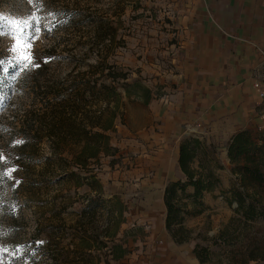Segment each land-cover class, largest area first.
Returning <instances> with one entry per match:
<instances>
[{
	"label": "rangeland",
	"instance_id": "rangeland-1",
	"mask_svg": "<svg viewBox=\"0 0 264 264\" xmlns=\"http://www.w3.org/2000/svg\"><path fill=\"white\" fill-rule=\"evenodd\" d=\"M174 2L0 0V61H3L0 63V264H77L73 260L75 253L66 257L60 252L72 249L74 230L68 228L60 238L59 233L51 237L50 218L55 211L62 221L76 223L89 198L97 196L93 189H88L84 179L73 175L60 178L64 170L57 164H48L46 157L55 156L46 142L33 147L29 153H20L18 146L24 142L16 136L18 127L14 117L27 109L38 107L41 110L44 105L32 99L38 85L42 91L66 89L71 83L67 78L88 69V63L94 61L99 48L97 25L101 20L117 21L118 42L110 46L108 60L129 73V78L118 84L120 91L124 93V83L135 80L163 87L160 81H163L169 59L165 53L166 43L174 32L171 23ZM10 20L28 21L31 25L20 24L25 39L32 44L34 59L27 67L17 58L18 53L12 51L16 40ZM100 30L108 34L107 27ZM155 62L161 69L152 65ZM135 91L143 93L140 86ZM122 111L120 104L118 115ZM250 132L257 144L264 141V128ZM200 141L196 169L205 177L210 175L208 179L213 186L204 193L202 204L187 198L183 200L190 211L183 222L190 236L188 241L209 249L210 262L206 264H240L257 253L259 244L264 241V208H261L264 206H257L258 212L253 218L243 209L237 210L232 189H242L241 174L222 151L225 142H208L206 138ZM134 157L126 150L118 154L116 162L111 164L106 159L101 166V162L92 161L90 168L93 173L105 168L107 184L111 187L116 185L115 180L124 181L123 159ZM74 169L84 177L90 173L83 168L74 166ZM117 171L119 175L115 178L112 173ZM249 192L254 190L249 188ZM90 227L94 235H99V241H109L105 237L106 230L109 228L112 232L114 224L110 222L107 206L97 210ZM222 231L229 233V244L222 243L219 236ZM105 251L94 250L90 264H107ZM247 264H264V260H251Z\"/></svg>",
	"mask_w": 264,
	"mask_h": 264
},
{
	"label": "crops",
	"instance_id": "crops-1",
	"mask_svg": "<svg viewBox=\"0 0 264 264\" xmlns=\"http://www.w3.org/2000/svg\"><path fill=\"white\" fill-rule=\"evenodd\" d=\"M171 19L174 32L166 43L163 87L139 81L150 96L144 90L128 95L125 88L123 111L108 131L110 145L118 151L92 160L103 166L104 160L112 164L126 150L135 156L123 159L124 181L115 180L111 187L105 168L94 172L102 197L118 199L123 206V220L108 241L110 248L119 244L123 254L113 258L105 251L112 264L210 262H201L192 242H176L166 228V186L187 180L180 146L190 135L222 140L229 161L232 137L264 128V104L254 75L264 50V0H175ZM152 65L161 69L157 62ZM193 166H198L197 159ZM112 175L117 178L119 171ZM188 191L193 193L194 187Z\"/></svg>",
	"mask_w": 264,
	"mask_h": 264
},
{
	"label": "trees",
	"instance_id": "trees-1",
	"mask_svg": "<svg viewBox=\"0 0 264 264\" xmlns=\"http://www.w3.org/2000/svg\"><path fill=\"white\" fill-rule=\"evenodd\" d=\"M103 27H107L108 34L101 33L100 29ZM97 29L99 32L96 43L99 48L94 61L88 63V69L83 72L79 71L72 78H67L71 83L66 89L42 91L41 86L38 85L39 89L34 91L35 96H32V99L35 103L41 102L44 106L41 110L38 107L27 109L23 114L14 117L18 127L16 136H20L24 142L18 146L20 153H29L33 147L46 142L55 156H48L46 160L49 165L57 164L63 168L64 173L60 176L61 179L69 175L84 179L85 183L98 193L95 198H89L87 205L80 211V219L76 223L69 224L62 221L55 211L52 212V218H50L49 235L51 237L59 233L57 236L60 238L69 229L74 230L72 249L68 248L60 252L66 257L70 253H75L73 260L77 264L92 263L93 260L90 258L94 250L106 248V252L110 250L113 258L123 254L119 244H114L110 248L107 241H99V235H94L90 230L97 210L105 206L108 207L110 222L114 224L112 232L109 228L106 230L105 237L108 240L115 236L123 220L121 202L118 199L102 197L100 192L102 193L103 189L90 168V164L92 160H98L101 153L107 154L111 150L118 151L110 145L108 131L115 128V120L122 103V92L118 84L129 78L128 72L121 70L116 63L108 60L110 46L118 42L117 21L101 20ZM124 86L128 95L135 94V88L140 86L145 95L150 96V89L141 86L138 80L132 84L124 83ZM99 103H103L104 106ZM200 145L201 141L197 137L189 136L183 140L180 146L179 162L187 180L170 182L165 190L166 228L178 243L188 241L190 238L183 224L185 215L190 214V211L188 203L183 200L187 198L195 204H202L204 193L211 190L213 186L212 181L208 179L210 175L205 177L193 166ZM228 156L230 161L237 165V170L241 174L242 189L239 187L232 189L233 197L238 204L237 210L243 209L246 215L253 218L258 212L257 206H264V141L257 144L249 130L241 131L232 137L228 147ZM74 166L86 169L90 172L89 175L85 177L79 175ZM189 186L194 187L193 193L188 191ZM249 188L254 192L250 193ZM257 195L260 198L257 199ZM199 212L196 211V213ZM114 213H117L115 217ZM37 233H40L39 229ZM219 236L222 243H230L228 242L230 235L227 231H222ZM257 249L259 250L257 253L249 255L240 264H247L251 260H264V241ZM194 253L201 262L210 260L207 247L197 244ZM106 263L110 264L108 257H106Z\"/></svg>",
	"mask_w": 264,
	"mask_h": 264
},
{
	"label": "snow or ice",
	"instance_id": "snow-or-ice-1",
	"mask_svg": "<svg viewBox=\"0 0 264 264\" xmlns=\"http://www.w3.org/2000/svg\"><path fill=\"white\" fill-rule=\"evenodd\" d=\"M9 23L13 28L12 35L16 40V44L14 45L12 51L18 53L17 58L24 62V67H27L34 59L31 55L32 44L30 40L25 39L23 29L20 28V24L23 23L29 27L31 25L28 21L19 20H10ZM37 31H39V29H37ZM0 63H3V61H0Z\"/></svg>",
	"mask_w": 264,
	"mask_h": 264
},
{
	"label": "built area",
	"instance_id": "built-area-1",
	"mask_svg": "<svg viewBox=\"0 0 264 264\" xmlns=\"http://www.w3.org/2000/svg\"><path fill=\"white\" fill-rule=\"evenodd\" d=\"M261 60L255 69V78L259 86L258 95L264 104V50L261 51Z\"/></svg>",
	"mask_w": 264,
	"mask_h": 264
}]
</instances>
